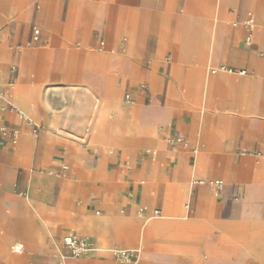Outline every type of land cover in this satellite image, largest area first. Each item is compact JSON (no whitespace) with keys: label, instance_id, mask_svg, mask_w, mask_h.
<instances>
[{"label":"crops","instance_id":"0c3cea01","mask_svg":"<svg viewBox=\"0 0 264 264\" xmlns=\"http://www.w3.org/2000/svg\"><path fill=\"white\" fill-rule=\"evenodd\" d=\"M0 105V264H264V0H0Z\"/></svg>","mask_w":264,"mask_h":264},{"label":"built area","instance_id":"2783aa9c","mask_svg":"<svg viewBox=\"0 0 264 264\" xmlns=\"http://www.w3.org/2000/svg\"><path fill=\"white\" fill-rule=\"evenodd\" d=\"M38 34L39 31H34V35H33V40L36 41L38 39ZM103 46V43H100V50ZM125 101L127 103H131V97L130 95H125ZM5 108H3L0 105V113L4 112ZM17 112V114H21L19 111L15 110ZM1 133H7V129L5 127H2L0 129ZM10 139L12 143H15L17 141L18 138V131H10L9 133ZM169 144L170 145H175V144H183V139L182 138H177V139H169ZM199 185H203V186H210L212 187L216 193H220L223 189V183L221 181H211V182H205V181H199L198 182ZM154 217H159L160 216V212L159 211H154L153 213ZM63 243L65 248L67 249L69 256L72 258H79L80 256L84 255L85 253H88L92 248H93V243L91 241H89L86 238H80L75 234H70L68 236H66L63 239ZM14 251L16 252H20L21 248L20 247H15L13 248ZM114 257L127 262V263H131L134 261L135 256H134V252L132 251H115L114 252Z\"/></svg>","mask_w":264,"mask_h":264},{"label":"rangeland","instance_id":"374dc122","mask_svg":"<svg viewBox=\"0 0 264 264\" xmlns=\"http://www.w3.org/2000/svg\"><path fill=\"white\" fill-rule=\"evenodd\" d=\"M31 47H33V44H31V43H25L23 45V48H31ZM95 56H96L95 58H86V60H85V69L92 73L90 75H87L85 80L87 81V83L89 85L94 86V87L98 88L99 90H102V87H103L102 79L99 78L98 76H96V74H94V72H92V71L94 69H104V70L110 69L112 64H111V61L109 60V57L106 55L105 52L98 53ZM50 64L52 66L58 68L61 66V61L56 57V55H52V57L50 58ZM254 181L256 183H264V168L261 171L256 173ZM255 194L256 193H254L250 197L251 207L249 208V210L247 212L241 211L237 214L238 220H249V221H255L258 223L264 222V207L260 206L257 203ZM255 204H256V206L254 207ZM253 213H254V215H253ZM253 218H255V219H253ZM79 228L80 227L78 224V229ZM83 231H85V230H83Z\"/></svg>","mask_w":264,"mask_h":264},{"label":"bare ground","instance_id":"6f19581e","mask_svg":"<svg viewBox=\"0 0 264 264\" xmlns=\"http://www.w3.org/2000/svg\"><path fill=\"white\" fill-rule=\"evenodd\" d=\"M248 25V29H250V30H254L255 28H254V25H253V23H247ZM103 53V52H102ZM223 183V182H222ZM224 185V184H223ZM258 205V204H257ZM256 206V204L254 205V207ZM263 214V213H262ZM253 215H254V213H253ZM252 216V215H251ZM246 217V216H245ZM247 218V217H246ZM245 218V219H246ZM253 219H255V218H253ZM252 220V219H251ZM80 227V226H79Z\"/></svg>","mask_w":264,"mask_h":264}]
</instances>
